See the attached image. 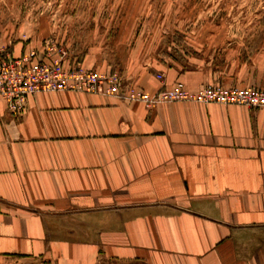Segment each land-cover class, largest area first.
<instances>
[{
  "label": "crops",
  "instance_id": "obj_1",
  "mask_svg": "<svg viewBox=\"0 0 264 264\" xmlns=\"http://www.w3.org/2000/svg\"><path fill=\"white\" fill-rule=\"evenodd\" d=\"M239 74L227 82L264 88V68ZM165 76L144 70L135 87L153 93L177 79L196 91L215 79ZM9 254L264 264V108L55 91L15 114L0 98V255Z\"/></svg>",
  "mask_w": 264,
  "mask_h": 264
},
{
  "label": "rangeland",
  "instance_id": "obj_2",
  "mask_svg": "<svg viewBox=\"0 0 264 264\" xmlns=\"http://www.w3.org/2000/svg\"><path fill=\"white\" fill-rule=\"evenodd\" d=\"M21 45L47 62L63 57L66 67L115 75L127 91H146L135 87L142 71L165 78L170 68L215 76L202 87L264 89L227 82L264 68V0H0V56ZM0 264L56 263L9 254ZM95 264L147 263L101 257Z\"/></svg>",
  "mask_w": 264,
  "mask_h": 264
},
{
  "label": "built area",
  "instance_id": "obj_3",
  "mask_svg": "<svg viewBox=\"0 0 264 264\" xmlns=\"http://www.w3.org/2000/svg\"><path fill=\"white\" fill-rule=\"evenodd\" d=\"M115 75H103L84 68L79 63L65 66L63 57L54 62L40 59L37 51L30 50L20 56L4 53L0 56V98L8 103L12 113L25 109L29 97L43 92H90L120 100L141 101L147 106L159 103L194 102L203 105L218 103L240 105L252 109L264 108V89L257 87H224L208 84L191 91L181 81L164 85L155 93L140 90H123L114 80ZM158 78L163 79L159 74Z\"/></svg>",
  "mask_w": 264,
  "mask_h": 264
}]
</instances>
